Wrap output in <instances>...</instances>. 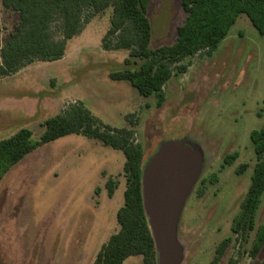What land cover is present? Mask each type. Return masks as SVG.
I'll use <instances>...</instances> for the list:
<instances>
[{
	"label": "rangeland",
	"instance_id": "374dc122",
	"mask_svg": "<svg viewBox=\"0 0 264 264\" xmlns=\"http://www.w3.org/2000/svg\"><path fill=\"white\" fill-rule=\"evenodd\" d=\"M110 15L109 9L87 24L70 41L64 59L34 63L0 80V111L10 110V118H0V141L22 128L39 139L44 120L77 102L104 125L133 130L144 147V163L162 143L186 139L201 149L203 162L178 224L180 264H211L227 240L220 264L231 258L238 264H260L264 248L256 259L250 249L264 226V193L253 229L238 237L232 227L257 163L251 133L264 125V36L241 15L213 53L184 62L188 71L165 84L159 105L155 95L142 96L130 83L110 79L112 73L133 72L142 64L132 58L126 63L127 51L102 49ZM147 17L154 44L162 46L175 43L187 14L182 0H150ZM19 20L0 0L4 41ZM233 153L238 158L225 165ZM124 163L122 151L72 134L13 166L0 179V264H94L102 245L119 230ZM109 177L118 183L112 198L106 188ZM123 264H142V257H129Z\"/></svg>",
	"mask_w": 264,
	"mask_h": 264
},
{
	"label": "trees",
	"instance_id": "16d2710c",
	"mask_svg": "<svg viewBox=\"0 0 264 264\" xmlns=\"http://www.w3.org/2000/svg\"><path fill=\"white\" fill-rule=\"evenodd\" d=\"M150 0H1L5 10L17 14L16 30L5 41L0 25V79L18 74L36 62L62 60L70 40L79 36L94 18L111 10L110 25L101 40L106 52L127 51L129 58L142 61L136 71L110 74V79L128 82L142 96L155 95L159 105L165 99L163 87L174 76L185 74L184 62L197 54L213 53L227 37L241 15H246L264 36V0H182L187 14L172 45L156 46L153 27L147 17ZM39 139L22 128L0 141V179L41 146L68 135L99 140L104 146L120 150L125 157L124 204L117 212L119 230L100 248L94 264H123L129 257L141 256L142 264H158L155 242L148 225L142 197L144 147L134 139V131L104 125L83 103L70 104L56 116L46 119ZM257 157L252 183L241 205L232 232L243 237L254 227V219L264 193V125L251 133ZM238 153L227 155L232 164ZM244 169V167L242 168ZM118 183L106 182L109 197ZM229 240L216 250L211 264H220ZM264 248V226L253 239L250 256L256 259ZM228 264H238L231 258ZM260 264H264V258Z\"/></svg>",
	"mask_w": 264,
	"mask_h": 264
},
{
	"label": "water",
	"instance_id": "95a60500",
	"mask_svg": "<svg viewBox=\"0 0 264 264\" xmlns=\"http://www.w3.org/2000/svg\"><path fill=\"white\" fill-rule=\"evenodd\" d=\"M200 148L186 139L162 143L142 173L145 214L158 264H180L177 240L180 217L202 169Z\"/></svg>",
	"mask_w": 264,
	"mask_h": 264
},
{
	"label": "crops",
	"instance_id": "0c3cea01",
	"mask_svg": "<svg viewBox=\"0 0 264 264\" xmlns=\"http://www.w3.org/2000/svg\"><path fill=\"white\" fill-rule=\"evenodd\" d=\"M9 12V11H8ZM12 33H14V32H12ZM12 33H10V35L12 34ZM73 40V39H72ZM71 41V40H70ZM70 41H69V43H70ZM69 43H68V46H69ZM67 51H68V49H67ZM67 55V54H66ZM66 57V56H65ZM64 57V58H65ZM63 58V59H64ZM36 63H41V62H36ZM23 71V70H22ZM21 71V72H22ZM21 72H19L18 74H20ZM18 74H16V75H13V76H10V77H14V76H17ZM8 78V77H7ZM5 79V78H4ZM0 80H2V79H0ZM5 110H3V112L2 111H0V118L1 119H8V118H10V110L8 109V108H4ZM19 110V112H18V115L21 113V110L22 109H18ZM4 113V114H3ZM45 121V120H44ZM43 121V122H44Z\"/></svg>",
	"mask_w": 264,
	"mask_h": 264
}]
</instances>
